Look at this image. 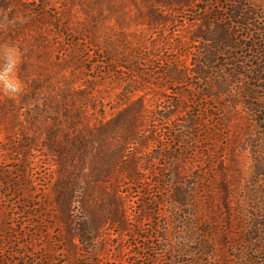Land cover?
I'll use <instances>...</instances> for the list:
<instances>
[{
  "label": "rangeland",
  "instance_id": "obj_1",
  "mask_svg": "<svg viewBox=\"0 0 264 264\" xmlns=\"http://www.w3.org/2000/svg\"><path fill=\"white\" fill-rule=\"evenodd\" d=\"M239 1L203 0L163 25L153 22L155 0H0V74L13 56L7 79L20 86L10 93L0 81V264H196L194 253L207 241L202 264H249L244 256L264 264V235L243 237L252 225L264 229V0H245L250 21L227 32L243 50H226L214 65V73L222 65L228 74L232 56L242 64L237 70L245 76L232 80L230 96L205 98L192 89L196 78L166 77L167 58L183 73L200 56L195 48L176 55L179 42L187 44L199 28L224 30ZM136 106L146 112L143 137L119 160L120 168L139 159L143 179L118 185L129 226L105 223L97 204L102 189L94 186L98 199H88L87 216L100 227L96 247L90 254L72 249L56 218V147L75 135V121L91 130L93 161L101 149L96 131H106L107 151L116 147ZM177 170L181 191L198 194L193 207L172 202ZM190 234L197 239L185 245ZM180 243L187 252L173 257Z\"/></svg>",
  "mask_w": 264,
  "mask_h": 264
},
{
  "label": "trees",
  "instance_id": "obj_2",
  "mask_svg": "<svg viewBox=\"0 0 264 264\" xmlns=\"http://www.w3.org/2000/svg\"><path fill=\"white\" fill-rule=\"evenodd\" d=\"M156 4L159 5V13L154 12L153 18L154 23H169L172 13L177 14H187L194 7H196L199 2L203 0H155ZM247 1H239L235 9L231 10L229 13V25L225 26L224 30L220 29V32L206 33L203 29H198L194 33H191L189 37V42L183 44L181 42L178 46V52L176 55L185 54L186 51L191 53V49H198L200 56L198 61L193 65V69L186 68L185 71L178 70V66L175 65L176 61H171L168 59V69L166 77H172L176 81H180L181 78L190 77V79H197L200 82H207L204 87H199L197 83L192 84V89L197 88L200 90L201 95L205 98H214L220 95L230 96L229 89L233 88V79L244 75L241 71L237 70L239 61L237 57H233L228 61L235 67L228 74L224 72L223 68H220L219 73H214V65L220 64L218 59L221 55H224L226 50H232L236 52L237 50H243L242 46H238L232 43L231 36L227 34L229 31H233L235 28H244V23H248L250 18L246 14L248 10ZM221 22L220 20H218ZM190 33V30L189 32ZM209 34V36H207ZM210 34L212 36H210ZM185 45V47H184ZM175 53V52H174ZM133 62V61H131ZM260 75H264V71L260 70L258 72ZM245 76V75H244ZM218 81V84H213L212 81ZM225 78V80H224ZM257 82H261L262 79L257 76L255 79ZM248 95L252 99L253 92L248 88ZM131 114L127 116V119L123 121L125 129L120 140V144L116 147L110 149L109 146L107 151V145L104 140V134L106 131L100 128L96 131L94 138L98 140L101 144L100 152L96 153L93 157V161L87 155L89 148L94 147V141L91 140L93 135H90L91 130L87 131L81 130L77 127L75 121H73V128H76L75 135L70 137H65L63 142H60L56 147V153L58 158V181L56 182V198L57 202V220L64 224L67 231L69 232V237L67 239V245L72 249H82V251L90 254L92 250L96 247L95 239L96 234H98L100 227L96 226V220H91L87 216V213L91 214L93 210H90L88 203L89 198L98 199L94 197L91 189L92 187H99L102 189V197L104 201L100 200L99 207L101 208V213L105 223L109 224L110 227H117L121 229L127 228L129 226L128 217L126 216L121 198L122 196L118 192V185L122 178L128 180L129 182L139 183L142 179V173H140L141 168H139V159L132 156L130 160H127L122 167L119 168V160H121L127 150V145L131 142H137L138 138L143 137L138 133V127L143 122L145 111L144 108L135 107ZM105 121V118H104ZM199 121L197 116H190V121L194 126H197ZM105 124V123H104ZM104 126V125H103ZM120 125H118L119 127ZM193 127V125H192ZM88 128V127H87ZM117 128V127H116ZM89 129V128H88ZM108 134V133H107ZM54 151V150H53ZM182 174L178 170L174 174L173 182H175V191L172 195V202L179 208H190L196 201V190L191 193L189 190L181 191L179 187L182 183ZM200 185V183H198ZM225 199L230 197V188L226 185H222ZM201 188V187H200ZM167 190V189H166ZM95 193V192H94ZM198 195V194H197ZM204 199V196H202ZM198 200V199H197ZM199 201L201 202L200 198ZM230 207V203H226ZM159 210V207H158ZM194 219L199 218L193 216ZM100 222V221H99ZM196 227L194 225L192 228ZM102 228V227H101ZM208 231H213L218 229L215 223L210 222L207 226ZM254 231L248 235H244V238L251 237L255 234L264 235V229L260 226L252 225L250 230ZM197 235L190 234L188 238H184L183 241L191 242ZM207 240L210 239V235L207 234L205 237ZM222 240V239H221ZM253 242V240L251 241ZM245 243V242H244ZM247 244V243H246ZM200 249L194 254L199 258L196 264H202V258L209 256L208 248L210 247L208 241L207 243L200 242ZM249 245V244H247ZM181 247L180 251L173 248V252L170 254L175 257L179 253L187 252L183 249L185 247L182 243L179 244ZM206 249V250H205ZM257 253V252H256ZM260 253H257L258 255ZM180 255V254H179ZM264 256V254H262ZM264 258V257H263ZM83 260H86L83 255ZM245 263L254 264V260L247 256L241 258ZM90 264V263H88ZM96 264V262L91 263ZM214 264V263H213ZM215 264L217 261L215 260Z\"/></svg>",
  "mask_w": 264,
  "mask_h": 264
},
{
  "label": "clouds",
  "instance_id": "obj_3",
  "mask_svg": "<svg viewBox=\"0 0 264 264\" xmlns=\"http://www.w3.org/2000/svg\"><path fill=\"white\" fill-rule=\"evenodd\" d=\"M15 66V58L13 56H9L8 63L5 66L4 73L0 74V81H5V89L10 93H17L20 90V86L15 82L8 80L7 75L10 73Z\"/></svg>",
  "mask_w": 264,
  "mask_h": 264
}]
</instances>
